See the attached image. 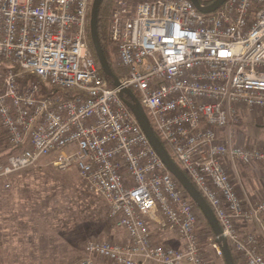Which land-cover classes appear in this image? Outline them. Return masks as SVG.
I'll return each instance as SVG.
<instances>
[{"label": "built area", "instance_id": "obj_1", "mask_svg": "<svg viewBox=\"0 0 264 264\" xmlns=\"http://www.w3.org/2000/svg\"><path fill=\"white\" fill-rule=\"evenodd\" d=\"M91 1L0 0V129L20 148L0 162V180L7 188L47 157L54 169L76 167L125 233L87 240L76 264H206L198 209L120 98L130 89L230 250L245 264H264L257 236L237 229L264 232V199L240 194L231 178L237 166L264 165L263 148L233 141L243 111H264V0H225L210 13L190 0H114V67L127 69L117 85L90 49ZM149 220L174 231L182 247L155 243Z\"/></svg>", "mask_w": 264, "mask_h": 264}, {"label": "rangeland", "instance_id": "obj_2", "mask_svg": "<svg viewBox=\"0 0 264 264\" xmlns=\"http://www.w3.org/2000/svg\"><path fill=\"white\" fill-rule=\"evenodd\" d=\"M112 57L114 60L113 54ZM107 82L112 84L109 77ZM233 141L264 149V111H243ZM8 146L5 151L11 152ZM62 151L68 153L71 148L67 146ZM51 158H43L35 168L9 178L7 188L0 180V260L3 264H76L87 257V240L119 239L121 234L125 238L117 231L116 221L107 216L106 203L86 189L76 167L54 169L50 166ZM256 165H259L258 175H262L254 176L256 186L264 192V165ZM242 187L237 186L240 194L244 193ZM204 222L198 210L197 229L201 232L203 254L205 247L208 257L215 260L211 235Z\"/></svg>", "mask_w": 264, "mask_h": 264}, {"label": "water", "instance_id": "obj_3", "mask_svg": "<svg viewBox=\"0 0 264 264\" xmlns=\"http://www.w3.org/2000/svg\"><path fill=\"white\" fill-rule=\"evenodd\" d=\"M195 8L201 13H210L215 11L219 6L223 4L225 0H214L212 3L205 7L199 6V0H190ZM101 0H92L90 6L89 14V35L90 42L92 44L97 62L99 63L100 69L103 74L111 79L113 85L118 84V77L114 74L113 70L109 66L105 55L101 49L98 35H97V16L98 9ZM119 96L125 105L134 114L136 120L138 121L142 131L145 133L150 145L153 147L155 152L158 154L162 160L165 168L169 171L174 178L178 181L180 186L183 188L188 197L196 205L197 209L201 212L205 220L210 226L214 236V242L220 247L222 252V258L225 264H235L231 250L223 237L221 235V228L218 220L207 203L205 198L196 188V186L191 182V180L186 176V174L179 168L176 162L172 159L166 148L163 146L162 142L156 136L153 126L150 120L140 105L137 96L130 89H122L119 92Z\"/></svg>", "mask_w": 264, "mask_h": 264}, {"label": "crops", "instance_id": "obj_4", "mask_svg": "<svg viewBox=\"0 0 264 264\" xmlns=\"http://www.w3.org/2000/svg\"><path fill=\"white\" fill-rule=\"evenodd\" d=\"M6 146H8V144L6 143L5 134L0 129V162H5L7 157L10 155L9 151L8 152L5 151L7 148ZM258 168H259V165H256V164H252V165L244 166V167L237 166L235 172L233 173L234 175L233 183L236 189L238 185L239 186L243 185L244 188L242 187V189L253 200H260L264 198V192H262V189L259 188V186L258 188L256 186L255 177L259 178L262 176V175H258L259 174ZM0 192H1V188H0ZM149 227L151 229L153 241L155 243L161 244V245L172 246L174 248L182 247V241L178 238L177 234L174 231L168 230L167 228L160 226L155 220H149ZM262 228L264 229V217L262 219ZM237 229L241 233H246V232L254 233L259 240L260 249L264 253V232H262L258 226L239 223ZM117 231H121L125 236V233L122 230L118 229ZM122 237L123 236L121 234L119 239H113V240L120 241L124 239ZM204 252H205L204 259H205L206 264H225L224 261L222 260H217V259L214 260L213 258L208 257L207 249L205 250V247H204ZM49 258L53 260L55 259V257H49ZM59 258L60 257H58V259ZM97 263L98 264H112L109 262H104L98 258H97ZM0 264H3L1 260H0ZM239 264H245V263L239 260Z\"/></svg>", "mask_w": 264, "mask_h": 264}, {"label": "trees", "instance_id": "obj_5", "mask_svg": "<svg viewBox=\"0 0 264 264\" xmlns=\"http://www.w3.org/2000/svg\"><path fill=\"white\" fill-rule=\"evenodd\" d=\"M113 5H114V0H101V3L99 5V9H98V16H97V35H98V39H99L101 49L105 55V58L109 64V66L113 70L114 74L118 78H120L122 75H124L127 72V69L122 68V67H114V61H113V57H112V43L109 40V19H110V15L112 13V10H113ZM89 14H90V11L88 12V15H87V17H88L87 33H88V38H89L90 49L92 51L94 59L97 62L92 44L90 42ZM100 71H101V69H100ZM101 73L105 77V79L107 80V76H105L102 71H101ZM110 81H111V79H110ZM153 129H154V132H155L156 136L158 137V139L162 142L163 146L166 148L168 153L171 155L170 146L163 141V139H162L161 135L158 133V131L155 128H153ZM19 149L20 148L12 149L10 154L16 153ZM24 171H27V170H24ZM21 172H23V171H21ZM21 172H18L14 175L16 176V175L20 174ZM14 175H12V176H14ZM194 206L196 207L195 204H194ZM204 221H205L204 226L208 229V232L210 233L211 237L214 240L212 230L210 229V226L207 223V221L205 220V218H204ZM77 235H78V233L75 232V236H77ZM231 253L233 255V259H234L235 264H239V258L237 256H235L232 251H231ZM222 260H223V258H222Z\"/></svg>", "mask_w": 264, "mask_h": 264}]
</instances>
